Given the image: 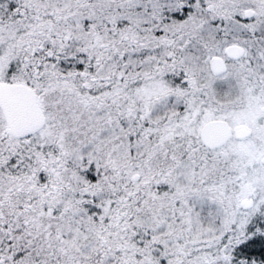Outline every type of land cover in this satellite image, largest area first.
<instances>
[{"label":"snow or ice","instance_id":"1","mask_svg":"<svg viewBox=\"0 0 264 264\" xmlns=\"http://www.w3.org/2000/svg\"><path fill=\"white\" fill-rule=\"evenodd\" d=\"M0 264H264V0H0Z\"/></svg>","mask_w":264,"mask_h":264}]
</instances>
